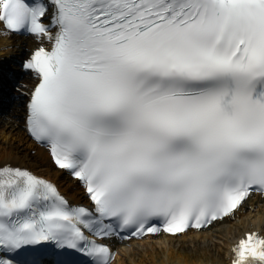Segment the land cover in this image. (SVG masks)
I'll use <instances>...</instances> for the list:
<instances>
[{
    "label": "snow or ice",
    "instance_id": "1",
    "mask_svg": "<svg viewBox=\"0 0 264 264\" xmlns=\"http://www.w3.org/2000/svg\"><path fill=\"white\" fill-rule=\"evenodd\" d=\"M0 22L50 45L24 65L27 130L93 204L0 166V264H113L108 239L264 197V0H0ZM232 252L264 264V237Z\"/></svg>",
    "mask_w": 264,
    "mask_h": 264
},
{
    "label": "bare ground",
    "instance_id": "2",
    "mask_svg": "<svg viewBox=\"0 0 264 264\" xmlns=\"http://www.w3.org/2000/svg\"><path fill=\"white\" fill-rule=\"evenodd\" d=\"M39 43L36 37H18L6 32L0 22V62L14 52L28 56ZM25 77L24 81L32 79L30 74ZM22 125L19 104L0 116V166L27 168L46 176L73 203L81 202L84 193L77 181L54 167L47 150L32 141ZM253 230L264 234V198L260 196L249 199L234 218H226L206 230L176 237L159 235L126 244L116 264H225L237 239Z\"/></svg>",
    "mask_w": 264,
    "mask_h": 264
}]
</instances>
